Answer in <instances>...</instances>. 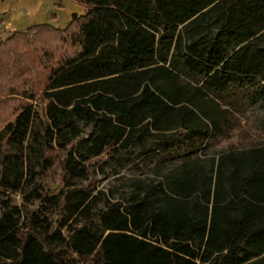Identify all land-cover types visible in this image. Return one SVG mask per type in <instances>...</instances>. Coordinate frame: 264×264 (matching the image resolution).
<instances>
[{
  "label": "trees",
  "instance_id": "16d2710c",
  "mask_svg": "<svg viewBox=\"0 0 264 264\" xmlns=\"http://www.w3.org/2000/svg\"><path fill=\"white\" fill-rule=\"evenodd\" d=\"M74 1L65 29L0 42V57L69 48L0 129V186L39 202H2L0 264H264V143L187 155L125 206L81 183L96 160L228 135L245 108L264 130V0Z\"/></svg>",
  "mask_w": 264,
  "mask_h": 264
},
{
  "label": "rangeland",
  "instance_id": "374dc122",
  "mask_svg": "<svg viewBox=\"0 0 264 264\" xmlns=\"http://www.w3.org/2000/svg\"><path fill=\"white\" fill-rule=\"evenodd\" d=\"M84 12L85 7L74 0H0V42L6 40L15 31H27L39 24H50L63 30L74 13ZM66 46L62 45L59 50L52 51L49 50L50 46L45 40L34 43L31 52L30 48H23L16 56L0 57V129L12 110L31 102L36 103L28 96L31 92H37L49 68L59 60L62 50L68 51L69 48ZM261 116L262 112L259 108L247 110L245 108L242 113H238L239 123L235 130L228 135L212 136L197 148L176 141L171 142L167 147L158 148L149 154L136 155L131 159L122 157L106 158L105 162L96 160V169L81 183L90 184L93 195L98 194L99 207H104L108 201L120 202L125 206V199L134 191L135 182L138 180L150 182L162 178V173H174L183 157L187 155L207 159L217 156L230 147L264 143V130L259 122ZM82 125L86 133L91 131L90 125L85 123ZM52 173L51 177L54 175ZM59 176L56 173L53 179L58 180ZM7 199L22 206L25 213L39 209L38 201L34 204H26L20 192L5 190L0 186V216L2 202ZM52 218L57 221L59 213ZM95 259V255L80 258L78 264H97Z\"/></svg>",
  "mask_w": 264,
  "mask_h": 264
},
{
  "label": "crops",
  "instance_id": "0c3cea01",
  "mask_svg": "<svg viewBox=\"0 0 264 264\" xmlns=\"http://www.w3.org/2000/svg\"><path fill=\"white\" fill-rule=\"evenodd\" d=\"M80 14V13H79Z\"/></svg>",
  "mask_w": 264,
  "mask_h": 264
}]
</instances>
